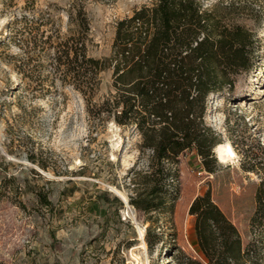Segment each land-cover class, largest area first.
<instances>
[{"label":"rangeland","instance_id":"374dc122","mask_svg":"<svg viewBox=\"0 0 264 264\" xmlns=\"http://www.w3.org/2000/svg\"><path fill=\"white\" fill-rule=\"evenodd\" d=\"M156 0H0V264H166L171 239L153 252L140 247L143 214L128 201L130 169L146 165L140 135L90 108L114 92L112 70L99 73L91 99L62 80L58 44L74 32L83 7L88 54L109 56L116 22ZM220 0H201L212 7ZM226 1V0H223ZM228 1V0H227ZM253 38L252 66L234 85L206 98L204 124L220 140L210 173L194 151L179 157V197L172 215L175 243L200 258L188 207L206 191L237 227L249 264H264V0H236ZM48 37V38H47ZM228 143L234 156L219 160ZM47 192L51 206L39 202ZM120 194L122 206L106 202ZM119 193H118V192ZM123 199V198H122ZM124 200V199H123ZM171 231L170 229H168ZM146 243V242H145Z\"/></svg>","mask_w":264,"mask_h":264},{"label":"trees","instance_id":"16d2710c","mask_svg":"<svg viewBox=\"0 0 264 264\" xmlns=\"http://www.w3.org/2000/svg\"><path fill=\"white\" fill-rule=\"evenodd\" d=\"M244 7L236 0H220L204 7L201 0H156L116 22L109 56L88 54L89 23L83 7L73 16L76 30L58 44L54 60L62 80L91 99L99 73L111 69L114 92L90 108L105 114L122 128L140 135V151H148L143 168L130 169L128 202L147 223L144 241L153 252L169 236L172 261L166 264H249L242 237L209 189L196 195L188 207L200 258L186 254L175 243L173 218L179 197V157L185 152L201 158L204 169H216L217 134L204 124L206 98L230 89L252 66L253 38L234 14ZM48 38V37H47ZM258 203L264 200V161ZM40 203L51 206L48 194L35 191ZM99 197L122 206L117 196ZM170 229L171 231H169Z\"/></svg>","mask_w":264,"mask_h":264},{"label":"bare ground","instance_id":"6f19581e","mask_svg":"<svg viewBox=\"0 0 264 264\" xmlns=\"http://www.w3.org/2000/svg\"><path fill=\"white\" fill-rule=\"evenodd\" d=\"M217 156H218L219 160L225 161V160L233 157L234 152L228 143H224V144L218 146ZM120 195L124 199V201H127L126 197L124 195H122V194H120ZM137 227H138V231H139V238L138 239H140V247L145 250L146 249V243L144 241L143 228L140 226H137Z\"/></svg>","mask_w":264,"mask_h":264},{"label":"water","instance_id":"95a60500","mask_svg":"<svg viewBox=\"0 0 264 264\" xmlns=\"http://www.w3.org/2000/svg\"><path fill=\"white\" fill-rule=\"evenodd\" d=\"M123 202H125L123 199H122V197H120L119 195H117ZM128 202V201H127ZM144 230H145V228H144Z\"/></svg>","mask_w":264,"mask_h":264}]
</instances>
